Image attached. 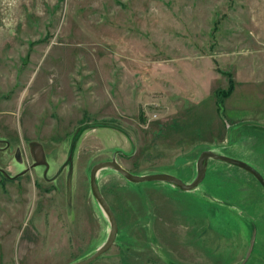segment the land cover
<instances>
[{
  "label": "rangeland",
  "instance_id": "374dc122",
  "mask_svg": "<svg viewBox=\"0 0 264 264\" xmlns=\"http://www.w3.org/2000/svg\"><path fill=\"white\" fill-rule=\"evenodd\" d=\"M204 149L264 177V0H0V264L106 240L94 164L190 182ZM96 181L117 233L89 264H264V187L236 165L209 158L191 190Z\"/></svg>",
  "mask_w": 264,
  "mask_h": 264
},
{
  "label": "water",
  "instance_id": "95a60500",
  "mask_svg": "<svg viewBox=\"0 0 264 264\" xmlns=\"http://www.w3.org/2000/svg\"><path fill=\"white\" fill-rule=\"evenodd\" d=\"M34 155H35V163L33 165H41L45 164L46 160L44 158V153L41 149L40 145H36L33 148ZM71 153L68 155V161L71 159ZM211 158L219 161H224L233 165H236L250 174L254 176V178L260 183L262 187H264V177L262 174L255 169L253 166L248 164L247 162L233 158L227 155L216 153L210 149H204L200 152L198 155L197 161H196V174L194 178L190 182H184L179 177L169 174V173H152V174H143L138 175L134 174L124 167H122L116 159L113 157L111 160L107 161H100L96 164H94L89 172V185L91 193L98 203L101 210L108 216L110 220V231L108 234V237L106 240L96 248V250L90 254L88 257L81 259L79 261H76L72 264H89L92 261H94L96 258H98L100 255H102L114 242L116 233H117V221L114 216V213L109 206L108 202L104 198L100 188L98 187L97 181H96V175L99 172V170L103 168H111L118 173H120L124 178H126L128 181L133 183H139L144 181H162V182H170L178 186L182 190H191L195 188L204 178L205 176V166L206 161ZM71 190V183H70V176L67 180V192H68V198Z\"/></svg>",
  "mask_w": 264,
  "mask_h": 264
},
{
  "label": "trees",
  "instance_id": "16d2710c",
  "mask_svg": "<svg viewBox=\"0 0 264 264\" xmlns=\"http://www.w3.org/2000/svg\"><path fill=\"white\" fill-rule=\"evenodd\" d=\"M233 83L230 82V86H229V89L224 91V90H219V92L217 93L219 97H226L229 95V93L231 92V90L233 89Z\"/></svg>",
  "mask_w": 264,
  "mask_h": 264
},
{
  "label": "flooded vegetation",
  "instance_id": "af4514ba",
  "mask_svg": "<svg viewBox=\"0 0 264 264\" xmlns=\"http://www.w3.org/2000/svg\"><path fill=\"white\" fill-rule=\"evenodd\" d=\"M33 153H34V151H33ZM34 160H35V155H34ZM34 163H35V161H34ZM67 163H69V176H70V175H71V169H72V167H71V165H72V164H71V159H70L69 161H67L66 164H67ZM67 194H68V192H67ZM37 236H38V235H37ZM38 238H41V237L38 236Z\"/></svg>",
  "mask_w": 264,
  "mask_h": 264
},
{
  "label": "bare ground",
  "instance_id": "6f19581e",
  "mask_svg": "<svg viewBox=\"0 0 264 264\" xmlns=\"http://www.w3.org/2000/svg\"><path fill=\"white\" fill-rule=\"evenodd\" d=\"M239 146H240V145H239ZM235 153H236V152H235ZM253 153H254V152H253ZM242 155H243V154H242ZM237 156H238V155H237ZM240 157H244V155H243V156H240ZM245 157H246V156H245ZM254 157H255V156H254ZM254 157H253V158H254ZM248 158H250V157H248ZM251 158H252V157H251ZM242 159H243V158H242ZM252 160H253V159H252ZM252 160H251V161H252ZM249 162H250V161H249ZM263 162H264V160H263ZM256 164H257V163H256ZM257 165H258V164H257ZM259 166H260V165H259ZM253 167H254V166H253ZM263 175H264V174H263ZM245 183H246V182H245ZM252 202H253V201H252ZM230 230H231V229H230Z\"/></svg>",
  "mask_w": 264,
  "mask_h": 264
}]
</instances>
